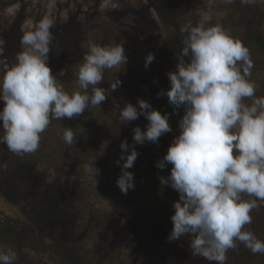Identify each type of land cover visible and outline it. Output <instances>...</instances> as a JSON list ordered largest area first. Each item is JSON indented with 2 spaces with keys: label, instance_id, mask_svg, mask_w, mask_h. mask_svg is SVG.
Returning a JSON list of instances; mask_svg holds the SVG:
<instances>
[{
  "label": "rangeland",
  "instance_id": "rangeland-1",
  "mask_svg": "<svg viewBox=\"0 0 264 264\" xmlns=\"http://www.w3.org/2000/svg\"><path fill=\"white\" fill-rule=\"evenodd\" d=\"M152 1L56 0L55 8L52 9L55 26L51 29L54 39L48 66L57 82L62 84L69 94L78 88L77 71L87 51L89 39L101 45L124 43L128 60L124 66L105 70L104 80L98 86L109 89L110 83L117 78L121 83L115 91L110 92L101 106H91L93 110L88 119L86 116L79 122L86 139L92 140L93 146L96 145L88 146L89 154L86 146H83L85 144L83 137L80 142L76 143L77 140H74L72 145L63 140L65 122L71 120L70 118L53 119L41 134L39 149L33 153L16 154L9 151L5 144H0V234L3 237L0 246L11 247L20 260L32 256L33 252L29 250L31 247L39 251L44 264L75 263V259L78 260L77 264H98L99 260L85 257L90 255L93 257L92 250L98 245L101 229L90 232L89 229L82 227V223L90 221L86 218L89 214L107 212L113 219L110 222L108 237L104 241L109 243L110 249L114 247L115 251L110 261L104 264H216L191 254L189 247L191 236H182L183 241L169 240L173 227L170 219L173 211L166 219L165 216L162 217L167 221V225L171 226L166 235L163 233L155 237L151 231L146 233L147 231L144 232L140 226L130 229L121 213L133 218L136 213L131 209L134 206L124 202L119 213L114 212L112 203L110 205L104 199L97 183L98 179H90L86 172L88 165L77 162L80 159L75 157L76 152L82 151L80 154L89 161L90 154L97 153L103 157V154L108 153L107 156L112 161L106 164L108 167L104 164L102 168L106 179L104 181L110 185L114 170L116 175L121 171L116 161L121 154L122 141L127 140L139 153L133 168L129 169L134 174L140 167L147 170L148 165L155 166L166 154L173 138L179 135L178 122L184 115L181 110L179 111L180 108L174 110L172 105L167 103L171 109L162 108L160 112L169 114L171 131L162 135L157 143L146 141L143 145H137L132 139V129L140 126L142 130H146L148 121L141 115L137 120L128 122L129 126H124L122 122L117 124L120 118L119 108L116 106L122 107L125 103L138 106V99H144L151 106H156L162 103L160 97H164L168 102L166 95H158L164 90L163 79L166 76L164 68L167 64V69L175 71L180 60L187 61V58L182 57V51L175 45V35H179L184 41L185 34L181 33L180 29L188 23L192 25L203 23L206 27L220 24L231 35L240 38L249 48L252 59L255 57L260 61L259 68L262 70H258L251 79L259 85L256 93H264V63L260 58V51L252 43L254 30L257 29L256 22L261 24L258 29L264 40V0H256L251 5L241 4L240 0H234L231 4L225 0ZM48 3L49 0H0V76L15 62L17 53L22 50L21 44L6 43L5 35L9 31L13 33L30 30L48 12ZM156 5H159V8ZM143 12L148 14L151 12L158 24L154 27L155 31L147 32L149 24L143 22ZM71 24L75 26L73 31L70 29ZM153 47L163 48L160 51L161 57L152 50ZM149 53L154 54L155 59L148 68H145V58ZM251 71L253 73V70ZM3 106L4 102L0 101V110ZM103 122L106 126L100 130L98 140L95 137L98 130L96 126L97 123ZM117 126L121 132L123 130H126V133L130 132L131 137L123 136L118 142L112 143L108 138L109 135L115 136ZM2 134L3 131L0 129V135ZM78 143L80 151L76 149ZM35 159H39V163L34 168L23 165L24 162L30 164ZM72 159L73 162L69 164ZM73 163L76 164L71 167ZM170 169L171 165L163 170L155 166L154 169L148 170L150 172L148 175L143 174L146 186L150 188L152 184L158 182L160 190L143 199L144 204L153 201L155 195L162 198L164 204L179 199V194L174 189L170 186L162 187L160 180L154 176L155 170L163 171L168 176ZM80 182L81 203L79 207L75 205L70 207L67 205L69 199L67 194L74 192L76 183ZM54 184L56 186L53 188ZM243 199L248 200L252 197L244 195ZM161 209L165 210V207L162 205ZM76 210L81 213L79 222L72 221L75 219ZM250 214L253 218L252 223L246 225L245 229H251L264 241V206L254 209ZM153 216L157 217L155 214ZM9 221L19 222L16 228L24 225L28 230L24 233L33 230L35 235L30 236L32 242L22 244L17 240L11 242L7 239L11 234L9 231L11 229L7 226ZM134 221L138 222L137 219ZM78 242H81L83 247L84 258L83 254L79 253L80 249L74 251L69 246ZM142 242L145 245L144 249H141ZM237 244L236 249L228 250L226 264H264V254H253L242 243L237 241ZM87 250L90 255L86 253ZM40 260L37 258V261ZM15 264H19V261Z\"/></svg>",
  "mask_w": 264,
  "mask_h": 264
},
{
  "label": "clouds",
  "instance_id": "clouds-1",
  "mask_svg": "<svg viewBox=\"0 0 264 264\" xmlns=\"http://www.w3.org/2000/svg\"><path fill=\"white\" fill-rule=\"evenodd\" d=\"M234 3V0H225ZM251 5L256 0H240ZM49 0L48 12L34 27L23 32L21 51L15 62L0 76V144L16 154L33 153L40 147L41 134L53 119L79 117L91 106H101L121 81L117 78L105 89L98 85L104 72L127 63L124 43L101 45L92 39L77 71V90L69 94L48 66L55 26ZM180 60L175 71L167 73L170 87L166 95L175 109L183 107L174 137L166 154L155 166L163 170L171 165L168 176H160V185L179 194L172 203L173 227L169 240L191 236L193 256L208 262L226 264L229 249L242 243L253 254H264V241L251 229L254 209L264 206V96L257 97L259 85L251 79L254 62L249 48L222 25L188 23ZM155 59L149 53L145 68ZM250 100L246 103L245 100ZM138 106L125 103L119 108L122 123L143 115L146 130L132 129L135 144L157 143L171 131L169 114H161L144 99ZM63 140L72 145L75 133L65 127ZM116 163L120 175L116 184L123 194L134 189L133 168L139 153L127 140L120 144ZM90 179L100 170L91 162L86 169ZM247 195L252 199L245 200ZM18 257L11 247L0 246V264H15Z\"/></svg>",
  "mask_w": 264,
  "mask_h": 264
},
{
  "label": "trees",
  "instance_id": "trees-1",
  "mask_svg": "<svg viewBox=\"0 0 264 264\" xmlns=\"http://www.w3.org/2000/svg\"><path fill=\"white\" fill-rule=\"evenodd\" d=\"M150 1L153 2L152 0H150ZM156 6H158L157 8H159V5H156ZM143 14H144V16H142L143 22L145 24H149L148 25V29L149 30H147V32L150 33L151 31H155L154 27L156 26L157 23H156L154 17L152 16L151 12H150V14L143 12ZM261 19H262V17H261ZM255 26L257 27V29L254 30V38H253L252 43L260 51L259 55H261L260 58L262 59V61L264 63V40H263L262 35H261V33H260L259 29H258L259 27H261L260 22H256ZM74 28H75L74 24H71L70 29L73 31ZM22 34H23V31H14L13 33H12V31H9V33H7L5 35V41L8 44H9V42H11L13 45H19L20 44V40L19 39H21ZM152 34H154V33H152ZM17 42H18V44H16ZM175 45L178 48V50L182 51V48H183L184 45H183V40H181L179 35H175ZM156 49H157L156 47L152 48V50L154 52H156V54H158V56L161 57L160 51L163 50V48L161 47V48H158L157 50ZM252 60L254 62V68L252 69L253 70L252 76H254V74H256V72L258 70H262V68H259V66L261 65L260 61L255 59V57ZM82 62H83V60H82ZM167 67L168 66L166 64V66L164 68L166 76H164V79H163L164 90H167V87L168 88L170 87V82H169L168 75H167V73L170 70H169V68L167 69ZM259 95H261V96L263 95L264 96V93L257 92L256 96L259 97ZM160 102H162V103H160L159 105H156V106L152 105V107L154 109H156V110H159V111L163 110L162 108L171 109V106H169L167 104L168 102H166L164 97H160ZM245 102L246 103H250L251 101L246 99ZM173 109H174V107H173ZM92 110H93V108L90 105V107H88L85 110V112L83 114H81V116L70 118L71 120H69L68 122H65L66 127H70V128L73 129V131L75 133V140H77L76 143L80 142L81 138L83 137V139L85 140L84 141L85 144H83V146H86L88 154L90 153V150H88V148L90 149V147H95L96 145L93 146L92 140L86 139V137L82 133L81 126H79V122L81 120H83L86 116H87V119H88V115L92 114L91 113ZM180 110L184 114L183 107H181L179 109V111ZM87 123H88V121L86 120V124ZM117 124H121V120H119L117 122ZM125 125L129 126V123H124V126ZM104 126H106V124L104 122L102 124H98L97 123L96 127H98V130L95 132V137L98 140H100V134H101L100 130L103 129ZM116 128L117 129L115 131V133H116L115 136L114 135H109V138H108L109 140H112L111 141L112 143L113 142H115V143L118 142L120 137H123V136L131 137L130 132L127 131L128 133H126V130H123L121 132V131H119V127L118 126ZM88 146H90V147H88ZM76 149L80 151L79 143L76 145ZM71 153H73V152H71ZM80 153L76 152L77 155H75V157H79V159H80L77 162H82V163H84V165L86 164V165L89 166V164L91 162L95 161V166L100 170V174L96 178V179H98L97 183L99 185V188L101 189V192H102V194L104 196V199L106 201H108L110 203V205L112 203V208H113L114 212L119 213L120 208L124 204V202H127L128 205L131 204V205L134 206L131 209V210H134L135 213H136V214H134L133 218L132 217L130 218L127 215H124L123 213H121L130 229L131 228L134 229V227H139L140 226L141 229L142 228L144 229V232L147 231L146 233H148V231H151L153 233V235H155V237L156 236L158 237L159 236L158 234L165 233V235H166L168 233L169 229H171V226H168L167 225V221L163 220L162 217L165 216V219H166V217L169 214H171L172 211L174 212V210L172 209V203L164 204L165 202H163L161 200L162 198H160L158 195H155L153 197L154 203H153V201H150L149 203H145V204L143 203V199L147 198L154 191L160 192V190L158 189V187H159L158 182H157V184H152L150 188L148 186H146L144 184V182H143V177H145L146 175H148L150 173L148 170L154 169L155 166L150 164V165H148L147 170H144V169H142L140 167L136 171V173L134 174V184H135L134 189H130L127 192V194H123L120 191V189L117 186V184H116V180H117L118 176L120 175V173L119 174L117 173V175H116L115 170H114V176L115 177L111 176V178L113 177V181H111L110 185H108V183H106L104 181L106 179H104V175H103V169L104 168H102V166H104V164L105 165L106 164H110L111 161H112V159L109 156H107L108 153L103 154V157H102V155L98 156L97 153L95 155H91L90 154L91 157H90L89 161H87L86 158L83 157V155H81ZM72 156H73V154H72ZM73 160L74 159L70 160L69 164H71L73 162ZM74 162H76V161H74ZM38 163H39V159H35V160L31 161L30 164H27V163L24 162L23 165L25 167L29 166V168H34L36 165H38ZM75 164L76 163H73L71 167H74ZM141 166H144V165H141ZM106 167H108V166L106 165ZM143 174L145 176H143ZM154 176L159 179L160 176H166V175H165V173L163 171L155 170L154 171ZM146 184H148V183H146ZM56 185H57V183H56ZM56 185L54 184L53 188ZM80 186H81V182L80 183H76L74 192H72L70 194H67V195H69V199H68L67 205H69L70 207L71 206L73 207L74 205L79 207V204L81 203V197L79 196L80 195V191H81L80 190ZM162 205L165 207V210L161 209ZM74 212H75L76 215H74L75 219L72 220V221L73 222L76 221V220L78 222H79V220L81 221V218H80L81 217V213L79 211H77V210L74 211ZM109 214L110 213H107V212H103L102 214H89L88 216H86V218L88 220H90V221L87 222V223L86 222L82 223L83 224L82 227L84 229H89L90 232L91 231L94 232V230L101 229V231H100V233L98 235V238H100L99 242H98V245L95 246L93 248V250H92L93 251V254H92L93 257L90 255L88 250L86 251V253L88 255H90V256H86L85 257L86 259L89 258V259H92V260H95V261L99 260L98 264H104L105 262L110 261L109 259L112 257V254L115 251L114 247L112 249H110V247L108 246L109 243L104 241V239L108 237V231L110 229V222L112 221L111 219H113V216H111V214L110 215ZM153 214H155V216L157 215V217H154ZM136 219H137L138 222L134 221ZM18 223L19 222L14 223L13 221L12 222L9 221L7 223V226L10 227V229H11V230H9L11 232V234H10L9 237H7V239H9L11 242L12 241L16 242V240H17V241L21 242L22 244H30L32 242L31 241V237H33L35 235L34 231L31 230V231H29L30 233H24V231H28V230L25 228L24 225L21 228L17 227L18 228L17 229L16 226L19 225ZM2 238L3 237L0 234V240H2ZM181 239L182 238H180L178 240H181ZM181 241H183V240H181ZM69 246L74 251L76 249H80L81 251L79 253L80 254L82 253L83 254V258H84V252L82 251L83 247L81 245V242H78V243H75V244H69ZM144 248H145V245L142 242L141 249H144ZM29 250L33 252L32 256L28 257L27 259H24V260H20V257H18L17 262L19 261V264H44L45 263V262H43L44 260H42V256H39V251H37L36 249H33L31 247L29 248ZM184 250H186V249H184ZM37 258L41 259V260L37 261ZM62 258L65 259L64 256H62ZM67 263L68 264H75V263L77 264L78 260L75 259V263L74 262H67Z\"/></svg>",
  "mask_w": 264,
  "mask_h": 264
}]
</instances>
